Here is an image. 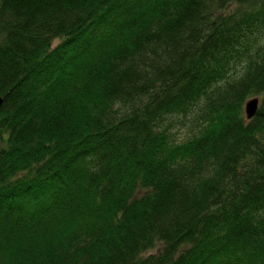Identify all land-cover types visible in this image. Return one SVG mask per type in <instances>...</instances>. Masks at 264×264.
Wrapping results in <instances>:
<instances>
[{
    "label": "trees",
    "instance_id": "trees-1",
    "mask_svg": "<svg viewBox=\"0 0 264 264\" xmlns=\"http://www.w3.org/2000/svg\"><path fill=\"white\" fill-rule=\"evenodd\" d=\"M0 97V264H264V0H0Z\"/></svg>",
    "mask_w": 264,
    "mask_h": 264
},
{
    "label": "rangeland",
    "instance_id": "rangeland-1",
    "mask_svg": "<svg viewBox=\"0 0 264 264\" xmlns=\"http://www.w3.org/2000/svg\"><path fill=\"white\" fill-rule=\"evenodd\" d=\"M57 44H59V40L54 41L53 44H52V47H55ZM257 98L261 99L260 96H258ZM185 119H186L187 122H185L184 124H181V125H177L174 128V131L177 134V137H179V138H182L183 136L189 134L194 129L193 126L191 128V123H190L191 122V119L189 117H187ZM182 120H184V119L182 118ZM155 250L156 249H153L151 251H147L145 253V256H148L150 254H154L155 253Z\"/></svg>",
    "mask_w": 264,
    "mask_h": 264
},
{
    "label": "water",
    "instance_id": "water-1",
    "mask_svg": "<svg viewBox=\"0 0 264 264\" xmlns=\"http://www.w3.org/2000/svg\"><path fill=\"white\" fill-rule=\"evenodd\" d=\"M2 104V99L0 97V107ZM259 107V99L258 98H251L249 100H247L244 103V114L246 119H251L257 112V109Z\"/></svg>",
    "mask_w": 264,
    "mask_h": 264
}]
</instances>
